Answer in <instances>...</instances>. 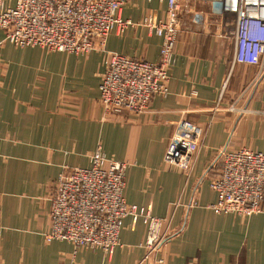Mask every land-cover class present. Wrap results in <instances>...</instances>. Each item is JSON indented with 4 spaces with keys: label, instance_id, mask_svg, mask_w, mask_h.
Segmentation results:
<instances>
[{
    "label": "crops",
    "instance_id": "obj_1",
    "mask_svg": "<svg viewBox=\"0 0 264 264\" xmlns=\"http://www.w3.org/2000/svg\"><path fill=\"white\" fill-rule=\"evenodd\" d=\"M167 9L166 0H125L119 16L132 24L79 56L17 47L0 27V264H264V204L249 216L213 208L221 151L264 154V77L253 85L258 69L234 64L233 18L222 28L211 6H200L203 22L194 8L182 10L169 94L140 114L112 116L101 105L111 53L159 61L162 40L142 22L165 20ZM182 120L204 130L190 171L164 162ZM99 146L129 164L126 202L171 220L156 256L143 246L146 226L132 218L112 256L47 241L55 183L65 170L90 168Z\"/></svg>",
    "mask_w": 264,
    "mask_h": 264
},
{
    "label": "built area",
    "instance_id": "obj_2",
    "mask_svg": "<svg viewBox=\"0 0 264 264\" xmlns=\"http://www.w3.org/2000/svg\"><path fill=\"white\" fill-rule=\"evenodd\" d=\"M151 2L152 0H146ZM165 20L154 16L142 24L162 40L155 64L111 53L100 85V102L109 115L146 112L155 96L169 94L170 70L176 62L180 14L207 5L229 28L234 41V64L258 69L253 85L264 77V0H166ZM125 0H16L14 7L0 0V27L7 41L20 47H38L52 52L87 55L104 49L109 36L123 32L132 23L119 16ZM201 16V17H200ZM227 25V26H225ZM225 31L223 30V34ZM236 111L235 107L230 108ZM241 112V111H240ZM243 112V111H242ZM241 112V113H242ZM204 130L180 121L165 153L164 162L190 171L196 161ZM87 169H68L55 183L51 231L47 241H67L76 248L99 249L112 256L120 245L127 218L147 228L143 246L156 256L169 239L171 220L153 215L150 207L129 205L124 197L129 164L107 158L99 146ZM221 165L211 188L218 195L213 208L221 214L253 215L263 211L264 154L248 149H223ZM163 263V261H160Z\"/></svg>",
    "mask_w": 264,
    "mask_h": 264
},
{
    "label": "rangeland",
    "instance_id": "obj_3",
    "mask_svg": "<svg viewBox=\"0 0 264 264\" xmlns=\"http://www.w3.org/2000/svg\"><path fill=\"white\" fill-rule=\"evenodd\" d=\"M52 52V51H51ZM154 215V214H153Z\"/></svg>",
    "mask_w": 264,
    "mask_h": 264
}]
</instances>
